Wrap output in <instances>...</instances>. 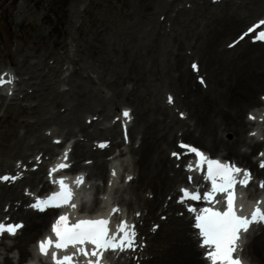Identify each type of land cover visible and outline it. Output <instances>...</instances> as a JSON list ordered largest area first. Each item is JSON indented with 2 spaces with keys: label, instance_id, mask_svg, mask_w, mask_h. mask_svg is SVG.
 Returning a JSON list of instances; mask_svg holds the SVG:
<instances>
[{
  "label": "bare ground",
  "instance_id": "obj_1",
  "mask_svg": "<svg viewBox=\"0 0 264 264\" xmlns=\"http://www.w3.org/2000/svg\"><path fill=\"white\" fill-rule=\"evenodd\" d=\"M174 1L177 0H167V8L168 4ZM179 1L180 6L173 14H170L172 10L167 9L169 25L161 34L159 28L157 29L158 25L154 27L156 21L152 20L153 15L138 21L131 46H138L150 55L152 64L147 69L153 71L156 68L158 74L162 72L167 76V89L174 95L177 104L175 107L179 106L181 109L174 117V107L171 108L165 101L157 99L154 89H151L152 99L146 103L133 96L128 102V106L132 107L134 120L129 127L127 144L134 156L133 163L130 165L128 160L119 158L111 161L112 165L116 163V169H121V177L124 176V171L126 176L136 174L130 181L129 196L120 193V188L116 187L111 191V197L121 206H127L128 213L133 215L135 211L141 212L140 220L144 224H140V231L146 232L148 243L146 253L144 251L139 259L140 264H206L192 235L189 220L174 214V210L181 206L173 200H168L165 206L162 204L164 194H170L175 185L183 181L182 169L175 168V161L169 156V148L174 147L175 138L184 136L194 139L198 143L196 145L201 144L209 152L222 150L223 159L241 162V165L252 168L256 175L264 180V169H258L257 160H251V153L258 145L261 146L262 142L247 137L246 128L250 122L244 113L250 107L263 105L258 97V90L264 89V44H251L244 40L233 48L222 45L224 39L241 30L252 20L263 17L258 15L262 9L261 0H221L218 3H212L211 0H185L190 3L188 7L194 11V14L189 15L187 12L191 9L184 6V0ZM164 4L166 3L160 2L158 6ZM254 16L257 17L252 19ZM193 23H196V28L189 27ZM157 36L160 40L156 39ZM157 46H160L161 54L154 59ZM186 58H194L199 64V74L202 72L206 79L205 88L195 81L192 83V78L196 76L189 67L191 60L185 65ZM35 62H28L23 57L12 70L18 77L17 86L21 90L30 88L32 94L38 90L40 94H44L41 90L46 88L47 78L41 73L39 64L34 65ZM84 63L80 64L77 72L86 78L91 86L80 88L82 93H76L82 85L76 78L71 77L65 84H49L52 87L51 92L46 91L44 96L41 95L44 111L34 116L33 120H19L16 127L21 130L15 128L11 144L1 147L0 169L16 170L13 159L22 158L25 162L27 156L35 150L33 157L39 152H42L41 157L56 154L58 146L51 143L52 136L48 138L44 133V128L50 126L56 136L76 137L70 154V159L75 162L73 169L77 167L78 159H92L91 164L84 167L88 170L89 177L105 179L107 182L108 162L102 159L105 151L93 149L90 139L99 136L97 141L108 140L113 147H119L124 142L123 138L119 137L120 130L116 123L102 128L99 126V120L94 121L96 119L92 117L96 115L101 117V120H107L110 113L118 107L120 102L116 104V101L119 97L112 90L119 85L127 68L128 58L124 52L110 58L106 63H92L91 68L87 70L84 68L88 66L83 65ZM67 69L68 66L65 70ZM90 71L96 73L95 77L89 75ZM24 75L26 76L23 77ZM67 84L69 88L65 87ZM105 89H112L113 93L106 95ZM71 94L74 95L72 100L69 99ZM0 103L3 104L4 101L1 99ZM75 107L76 109H73ZM59 108L63 110L60 112ZM179 111L186 112V117L176 116ZM87 117L92 119L91 127L86 124ZM187 120H190L189 124ZM183 127L185 129L177 134ZM226 132L231 134L230 139L224 138ZM75 135L81 136V139ZM135 141H138V146L134 148ZM42 168L43 166H40L37 170H29L23 179L11 187L4 188L0 185V203L11 200V211H8V214H11V218H19L25 222L20 233L12 237L11 244L1 242L3 250L10 252L15 249L17 256L5 254L0 264H23L33 251L30 241L47 227L51 211L36 213L25 209L21 204L28 199L24 197L21 185L29 186L30 190L38 188V183L41 182L40 190L47 186ZM93 184L99 189V185ZM143 187L144 192L146 188L153 190L152 199L140 192ZM13 200L21 201L15 210ZM92 203H98L96 198ZM167 211L166 220H157L158 229L154 232L148 231L146 224L149 217L157 218L159 212L164 214ZM2 214L0 210V215ZM245 253L250 263L264 264V227L250 237ZM145 255L148 257L145 258ZM121 264L133 263L130 261Z\"/></svg>",
  "mask_w": 264,
  "mask_h": 264
},
{
  "label": "rangeland",
  "instance_id": "obj_2",
  "mask_svg": "<svg viewBox=\"0 0 264 264\" xmlns=\"http://www.w3.org/2000/svg\"><path fill=\"white\" fill-rule=\"evenodd\" d=\"M160 2L166 4L159 7ZM183 4L190 8L189 2L184 0ZM261 5L262 9L258 15L264 12V0H261ZM179 6V0L168 4V8L172 10L170 14ZM168 8L167 0H0V69L13 68L23 57L27 60L34 58L38 63L46 62L39 65L47 78L46 88L43 87L41 92L49 93L52 90L49 84H65L71 77L76 78L82 85L76 93H82L80 88L91 86L87 79L77 72L82 62L88 66L84 68L87 70L91 68L92 63L103 64L110 58L126 52L127 68L119 85L115 86L114 90L111 89L119 97L116 101V104L120 102L118 107L128 105L133 96L146 103L153 97L151 89L156 91L157 99L163 100L164 95L170 92L166 85L167 76L162 72L158 74L156 68L153 71L147 69L152 64L150 55L138 46L132 47L131 42L133 43L138 21L148 15H153L152 20L156 21L154 27L158 25L159 34L167 30ZM193 12L191 9L187 13L189 15L194 14ZM255 17L257 16L252 19ZM189 27L196 28L197 25L193 23ZM236 34L237 32L224 39L222 45H226ZM156 39L160 40L159 36ZM159 48L160 46H157L154 52V59L161 54ZM189 60H186L185 65ZM67 66L69 68L63 71ZM89 75L95 77L96 73L90 71ZM191 81L194 83V78ZM111 90L105 89L104 94L113 93ZM39 92L38 90L32 94L26 90V96L22 97V93H19L16 99L12 100L17 102L16 104L0 105V149L4 144H11L15 128L19 129L16 127L19 120H33L34 116L44 111L41 104V95L44 94ZM258 92H264V89ZM73 98L74 95L71 94L69 99ZM175 109L179 110L180 107ZM113 116H117V108L110 113V119ZM101 122L107 124L108 121ZM223 136L225 139L231 138L228 132ZM137 144L135 141L133 147ZM124 152L123 158L132 165L134 156L127 146ZM222 152L217 150L210 153L221 156ZM144 190L143 187L140 192L143 193ZM123 192L127 196L130 195L129 186ZM3 204L1 201L0 206ZM32 241L33 239L30 243ZM244 255L246 256V253ZM246 258L249 259L247 256Z\"/></svg>",
  "mask_w": 264,
  "mask_h": 264
}]
</instances>
